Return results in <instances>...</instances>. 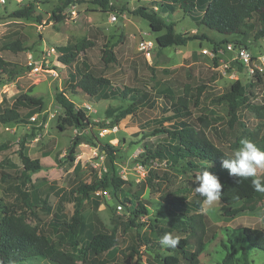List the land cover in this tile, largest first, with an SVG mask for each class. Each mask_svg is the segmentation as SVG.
Instances as JSON below:
<instances>
[{"label": "rangeland", "instance_id": "rangeland-1", "mask_svg": "<svg viewBox=\"0 0 264 264\" xmlns=\"http://www.w3.org/2000/svg\"><path fill=\"white\" fill-rule=\"evenodd\" d=\"M63 1L0 0V57L7 63L4 70L0 67V112L23 93L40 97L44 102L43 111L33 114L31 117L35 119L30 117L29 122L0 121V217L11 208L25 212L28 220L55 246L83 260L86 234L70 236L56 229L51 221L56 213L70 220L81 197L77 187L110 175L114 165L117 175L126 183L115 192L109 188L90 192L82 209L88 232L114 233L118 238V246L105 255L107 263L165 264L164 258L174 252L161 244H151L159 242L165 233L188 237L191 251L198 247L201 236L205 247L200 264H222L223 243L229 240L234 241L241 255L239 241L243 229L264 230V200L254 210L233 217L225 215L229 207L220 199L212 206L203 203V226L189 220L181 224L180 216L172 215L166 203L172 198L194 197L197 173L184 161L147 159L146 147L168 149L177 144L165 130H172L176 121L173 103L178 98L187 101L192 123L227 151L232 152L234 145L240 146L243 139L254 142L264 137V65L263 71L256 69L251 75L236 61L235 53L217 52L225 41L238 40L260 65V57L264 58V37L255 39L259 22L252 19L243 35H225L197 24L179 5L172 12H163L155 6L165 23L173 25L177 33L195 37L184 46L162 48L156 37L166 28L153 31L150 22L135 13L140 6L150 7L152 0H109L107 8L95 0H72L65 8V20L56 22L53 10L62 6ZM31 3L35 16L13 15ZM114 14L117 22L111 21ZM142 38L154 43L150 59L139 50ZM18 40L22 49L9 48ZM83 40L93 45L70 66H65L56 48ZM104 50H111L116 61L105 63ZM83 61L96 75L110 78L117 88L149 91L153 107H141L116 121L118 113L130 105L131 98L98 99L80 89L72 93L71 84L80 78ZM236 80L242 82L245 94L238 97L233 120L230 105L219 98ZM57 90H64L74 101L84 128L77 129L70 122L71 118L55 100ZM109 108L114 111L111 116L106 113ZM77 135L81 138L74 144L75 158L70 161L69 148ZM21 153L39 158L43 166L31 174L27 186L21 185ZM2 172L9 176L7 182L1 180ZM263 174L260 172L259 176ZM26 190L27 199L23 194ZM125 198L131 204L123 205ZM144 199L151 203L147 205L148 212L135 215L138 200ZM24 201L31 207H26ZM130 217L135 219L134 226L126 228L124 223ZM147 239L151 242L147 243ZM249 262L264 264V251L250 250ZM26 264L50 263L34 259Z\"/></svg>", "mask_w": 264, "mask_h": 264}, {"label": "trees", "instance_id": "trees-1", "mask_svg": "<svg viewBox=\"0 0 264 264\" xmlns=\"http://www.w3.org/2000/svg\"><path fill=\"white\" fill-rule=\"evenodd\" d=\"M71 2L72 0H65L62 6H58L53 10V19L56 22L65 20V8ZM94 2L103 8H107L109 4V0H95ZM152 2L154 3L150 7H138L135 13L147 19L153 31L158 32L166 28L165 32L158 34L156 37L157 44L162 48L184 46L188 41L195 38L187 34L177 33L173 25H167L159 15L158 9L163 12H172L175 10V5H179L197 24L205 25L209 29L225 35H243L245 28L250 26L249 22L252 19H256L260 26L255 33V39L264 37V0H152ZM155 6L158 9H154ZM35 12L34 5L31 3L28 7L14 11L13 15L31 18L35 16ZM197 12H201V14L197 15ZM225 42L227 43V41ZM234 43L244 45L238 40ZM20 45L21 43L18 40L12 43L9 48L20 50L22 49ZM92 45V42L83 40L73 45L58 46L56 50L60 54L59 60L65 66H70L81 52ZM103 61L105 63L114 62L116 61V56L111 50H104ZM6 65V61L0 57V67L4 70ZM79 72L80 78L71 84L72 93L80 89L88 96L98 99H116L123 96L132 99L130 105L118 113L115 118L116 121L128 114H134L141 107H153V99L149 91L130 87H125L126 89L117 88L110 78L96 75L86 61L82 62ZM244 94L242 82L236 80L231 85L230 90L219 98V100H226L230 105L233 120L236 119L238 97ZM196 98L199 99V97ZM55 100L65 110L66 114L71 118L70 122L77 129L84 128L85 123L80 118L79 112H75L74 101L68 97L64 90L56 91ZM173 105L175 109L173 119L176 121L172 125V130L166 129L165 131L177 141V144L168 149H164L162 146H157L155 149L147 146V159H168V161L172 162L184 161L189 167L194 169L197 175L208 168V171L216 175L222 184L220 200L229 207L225 211V215L233 217L240 212L254 210L257 204L264 200V194L258 193L253 189V178L237 180V178L229 174V170L222 166V160L233 155L235 150L240 147L238 143L234 145V151L225 150L192 123L190 120L192 113L188 109L186 100L178 98ZM23 109H27V111ZM43 109L44 102L40 97L23 93L16 98L10 107H5L0 112V121L3 123L29 122L33 114L42 112ZM113 112L109 108L106 113L111 116ZM80 138L77 135L69 148L68 158L70 161H74L75 145ZM254 143L264 149V137L255 140ZM21 158L23 162L21 185L27 186V183L31 181V174L41 170L43 166L39 158L33 159L25 153H21ZM116 171L117 168L113 165L110 175L93 180L90 183H81L77 187L81 197L75 203L72 218L67 220L62 214L56 213L51 221V224L56 229H61L70 236L79 237L83 233L86 234L85 257L83 260H79L73 254L55 246L40 231L37 225L32 224L28 220L25 212H17L16 209L11 208L6 210L0 217V264H26L34 259H44L50 264H113L106 262L105 255L118 246L117 236L114 233L103 231L95 234L88 232L82 209L83 201L89 197L90 192L107 188L115 192L126 183L124 179L117 175ZM8 177L6 173L2 172V181L7 182ZM261 178L264 180V174ZM23 194L25 199H27L28 191H23ZM203 200L204 198L196 193L191 199L184 197L172 198L166 204L168 205V211L172 215L180 216L181 219L179 221L181 224H186V221L189 220L201 223L203 226L204 221L202 218L205 216L202 212ZM126 202L131 204V201L127 198L124 199L122 204L127 206ZM24 203L26 207H31L30 203L26 201ZM237 203L240 205L234 206ZM148 204L151 203L147 199L138 200L134 214L136 215V212H148ZM30 210L32 212V209ZM134 223L135 219L130 217L124 224L126 228H131ZM202 232H204L203 229ZM146 241L147 243L151 242L150 239ZM239 242H241L239 248L241 255H238V249L235 247L233 240L223 243L225 255L222 264H250V250L260 249L264 251V230L261 228H244ZM151 244L160 245L159 242L153 241ZM189 244L188 237L180 238L178 246L170 249L174 253L164 258L165 264H200V254L205 247V240L200 236L198 247L194 251L188 249ZM130 249L134 250L135 246L131 245Z\"/></svg>", "mask_w": 264, "mask_h": 264}, {"label": "clouds", "instance_id": "clouds-1", "mask_svg": "<svg viewBox=\"0 0 264 264\" xmlns=\"http://www.w3.org/2000/svg\"><path fill=\"white\" fill-rule=\"evenodd\" d=\"M222 166L229 170V174L238 179H252L253 189L264 194V180L259 176L264 172V149L249 139H243L234 154L222 160ZM210 167V165H209ZM197 187L195 191L204 198L203 203L212 206L221 197L222 184L219 178L206 168L195 177ZM159 243L165 249H174L180 243V237L172 233H165Z\"/></svg>", "mask_w": 264, "mask_h": 264}, {"label": "built area", "instance_id": "built-area-1", "mask_svg": "<svg viewBox=\"0 0 264 264\" xmlns=\"http://www.w3.org/2000/svg\"><path fill=\"white\" fill-rule=\"evenodd\" d=\"M111 21L113 22L118 21V18L115 14L111 16ZM153 46H154V43L152 40L142 38L139 41V50L142 51L144 56L148 59L151 58V55H152L151 50ZM224 51H227L229 53H235L234 58L236 59V61L242 64L244 69L247 72L249 71L248 73H250L251 75L255 73L256 69L263 71L262 65H264V58L260 57V65H257L258 63H255L256 62L255 58L253 57V55H251L247 47L242 46V45H236L233 42H227L225 43L222 49H217L218 53H223ZM204 52L211 54V52H209L207 49H204ZM31 118L35 119V117H31Z\"/></svg>", "mask_w": 264, "mask_h": 264}, {"label": "water", "instance_id": "water-1", "mask_svg": "<svg viewBox=\"0 0 264 264\" xmlns=\"http://www.w3.org/2000/svg\"><path fill=\"white\" fill-rule=\"evenodd\" d=\"M119 24H120V25H122L123 23H122V22H120Z\"/></svg>", "mask_w": 264, "mask_h": 264}]
</instances>
